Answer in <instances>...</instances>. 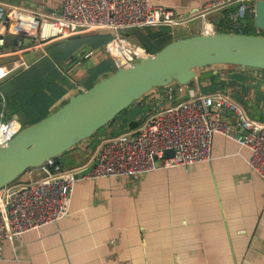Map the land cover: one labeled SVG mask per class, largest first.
I'll return each instance as SVG.
<instances>
[{"label":"crops","instance_id":"0c3cea01","mask_svg":"<svg viewBox=\"0 0 264 264\" xmlns=\"http://www.w3.org/2000/svg\"><path fill=\"white\" fill-rule=\"evenodd\" d=\"M149 1L186 21L187 27H167L172 42L200 32L201 21L195 15L212 0ZM0 4L51 18L61 11V0H0ZM246 14L243 34L252 30L255 35L250 8ZM208 20L216 32L242 33L240 28H228L224 10ZM107 36L111 34L101 31L66 40L2 82L0 124L15 119L31 125L42 112L52 114L70 97L109 77L113 65L104 50ZM13 38L5 39V48L14 47ZM15 63L14 58L0 66L11 69ZM195 87L203 94L228 93L251 119L264 123V71L229 65L199 68L174 102L186 99ZM141 101L143 111L136 122L145 117L149 101L159 109L174 103L165 88L153 89ZM128 117L129 112L123 121ZM224 118L233 121L232 116ZM108 132L92 135L56 160L68 169L83 165ZM240 133L234 125V134ZM248 154L235 141L215 135L210 160L188 168L159 167L137 179H87L81 174L69 215L17 237L15 249L3 242L0 264H264V181L246 164Z\"/></svg>","mask_w":264,"mask_h":264},{"label":"built area","instance_id":"2783aa9c","mask_svg":"<svg viewBox=\"0 0 264 264\" xmlns=\"http://www.w3.org/2000/svg\"><path fill=\"white\" fill-rule=\"evenodd\" d=\"M255 1L212 0L203 4L195 15L201 21L199 34L216 32L208 18L223 10L228 28H240L243 34L247 8L254 16ZM1 21L7 27L0 38V59L15 58L16 63L11 69L0 66V80L12 69L24 66L23 54L37 53L50 42L90 31L112 34L104 50L116 70L125 69L149 54L119 34L120 30L187 27L186 21L178 18L172 9L153 5L149 0H61V11L53 18L40 11L0 4ZM254 31L255 36L264 37V30L255 27ZM17 35L28 37L31 44L5 48L6 36ZM164 88L168 99L174 102L182 94L184 85L173 82ZM146 106V115L136 128L115 136H102L91 158L83 165L68 169L56 158L47 159L39 167L25 171L22 178L0 188V259L3 242H9L15 249L17 237L57 224L69 215L74 186L81 174L87 179H137L159 167L188 168L210 160L213 137L219 135L248 151L246 164L264 181V123L251 119L228 93L203 94L195 87L186 99L169 106L159 109L153 106V101ZM222 111L231 114L235 126L241 130L239 135L234 134V125L221 115ZM22 128L15 119L1 123L0 147ZM165 151H171L172 156H165Z\"/></svg>","mask_w":264,"mask_h":264},{"label":"water","instance_id":"95a60500","mask_svg":"<svg viewBox=\"0 0 264 264\" xmlns=\"http://www.w3.org/2000/svg\"><path fill=\"white\" fill-rule=\"evenodd\" d=\"M254 25L264 30V1H255ZM0 27L5 29L7 23L1 21ZM97 33L100 32L90 31L53 41L37 53L23 54L22 60L29 67L52 47L66 40ZM30 44V39L22 35L15 36L11 41L15 47H27ZM13 60L4 58L0 60V65ZM215 65L264 70V37L198 33L172 41L145 59L99 80L85 92L70 97L49 116L23 127L4 147H0V188L14 182L29 168L39 167L47 159L56 158L89 139L153 89L164 88L173 82L188 85L197 69ZM21 70L22 67L12 69L0 80V84ZM221 115L231 116L225 111ZM231 124L235 125V121ZM164 154L172 156L173 153L165 151Z\"/></svg>","mask_w":264,"mask_h":264},{"label":"trees","instance_id":"16d2710c","mask_svg":"<svg viewBox=\"0 0 264 264\" xmlns=\"http://www.w3.org/2000/svg\"><path fill=\"white\" fill-rule=\"evenodd\" d=\"M169 32H170V29L167 27H142V28L137 27V28L120 30L119 34L126 37L128 40L137 43L139 46L144 48L148 54H154L171 42L172 37L169 34ZM219 33H223V31H219ZM245 33L252 34V30H247ZM110 38L111 36L105 37L106 41L109 40ZM112 65H113V61H112ZM116 71L117 70L115 69L113 65V70L109 72V74L112 75ZM260 71H264V70H260ZM107 76L108 75H106L105 78H107ZM40 90H43V89L40 88L38 92ZM50 100L52 99L50 98ZM51 104L53 105V102H51ZM32 106L39 108L37 104H32ZM142 107H143V104L141 101V102H138L136 106H131L128 109L123 110L113 121L109 122L105 127L98 130L95 134H93V136H96L99 133L104 132L105 130H109V132L107 134H105L106 133L105 132L103 136L104 135L115 136V135L121 134V132L123 133V131L127 132L131 129L136 128L139 124V122H136L137 115H139L141 110L143 111ZM127 112H129V117L124 122L123 117ZM50 114L51 113H49V111L42 112L39 118L35 120L34 122H32L31 124L42 120L43 118L49 116ZM119 122H121L122 125L120 127H117L116 125H118ZM25 126H26L25 124H22V127H25Z\"/></svg>","mask_w":264,"mask_h":264},{"label":"clouds","instance_id":"9594fccd","mask_svg":"<svg viewBox=\"0 0 264 264\" xmlns=\"http://www.w3.org/2000/svg\"><path fill=\"white\" fill-rule=\"evenodd\" d=\"M7 39V38H6Z\"/></svg>","mask_w":264,"mask_h":264}]
</instances>
